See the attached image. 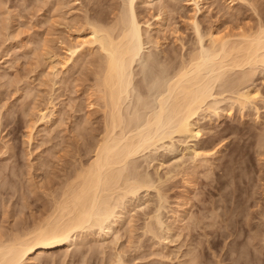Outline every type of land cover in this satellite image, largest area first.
<instances>
[{"label": "rangeland", "instance_id": "374dc122", "mask_svg": "<svg viewBox=\"0 0 264 264\" xmlns=\"http://www.w3.org/2000/svg\"><path fill=\"white\" fill-rule=\"evenodd\" d=\"M120 1L0 0V232H2L0 235L5 236L9 235L7 233L9 231L14 233L13 231L17 232L18 229L23 230L30 227L32 221L36 222V218L39 217L37 220H40L42 215L45 216V212L41 211H44L46 203L50 202V191L69 180L68 178L80 166L79 160L86 161L92 156L89 145L98 139L103 125V111H101L103 109L100 106L97 107L98 105L92 107L89 105L88 93L92 91L90 88L92 77H94L92 73L96 66L85 63L77 68L73 65V60H70L65 67L61 62L68 57H66L65 44L75 42V40L71 41L70 37L78 34L76 28L80 29L82 21L87 18L93 19V17L95 19V16L105 13L106 10L108 13L111 12L113 4L115 8L116 6L119 8L122 2ZM139 1H137V7L141 12L139 20L142 25L145 27L148 22L153 24L160 13L159 5L161 4L156 2L157 0L143 4ZM197 1L199 3L196 7L194 0H165V2L162 0L165 6L168 3V7L166 6L161 14L165 16L164 26H166L163 29L159 28L158 32L157 29L153 31V35L158 34L156 38L162 46L151 48L150 44H145V48L159 52L162 56H158L159 61L166 60V52L168 54L172 52L174 56L175 53L178 56L180 54V57L181 54H185L186 57L191 53L189 51L196 46L194 42L197 35L193 32L194 27L189 17L195 13L196 15L193 16L199 19L203 34L208 29L229 30L236 33L241 29L255 30V27L257 28L264 19V0ZM73 19L80 22L79 27V22H74ZM206 40L207 38L204 42ZM148 48L143 49V53L148 52ZM162 50L166 51L165 54ZM178 56H176V62L179 59ZM161 61L159 65L161 63L163 67L165 61ZM138 63L137 65L142 68L141 60ZM159 65L156 68L157 71L155 70L158 74L162 68ZM136 67V70L140 71L138 76L142 77L143 72L140 67ZM146 72L151 77L149 71L146 70ZM156 75L153 76V80L151 79L152 85L150 84L153 92L159 86L157 83H160ZM252 78L248 85L254 88V93L257 90L256 99L242 106L235 100V93L225 91L223 94H216L217 100L220 101L218 103L215 99L216 109L203 108L195 117L200 127L199 134L193 136L174 134L173 138H166L158 142L157 146H152L135 156L136 164H139L137 168L140 172L137 169L138 173L142 176L145 174L144 178L148 176L147 180L150 182L152 180L153 185L150 188H142L136 195L125 198L127 205L125 207L129 209L124 208L127 213L124 210L125 215H123L120 212L123 209L118 208L121 215H119L120 218L118 216L116 218L119 221L114 218L117 222L112 224L111 230L108 228L101 230L98 227L84 229L88 235L85 232L77 235L76 238L80 244H77L79 242H76V238L75 242L78 247L75 244H66L56 248V251L53 250L50 256L42 257V260L38 259L39 262L36 261L37 259H32L30 263L184 264L185 262L187 264L190 254L196 250L199 254V250L204 247L206 254L203 257L199 256V259L201 262H206L199 261V264L234 262V264H240V260L247 259V261L251 260L250 264H264V245L259 234L260 230L264 229V210H262L264 209V145L261 146L260 144H263L261 142L259 143L261 147L258 145V138H262L261 132L264 131V68L258 66ZM142 79L143 77L140 80ZM156 80L157 83H155ZM218 88L216 91H219ZM50 102L58 111L56 120L53 118V122L43 125L35 124L39 115L38 110L51 106ZM220 114L221 117H219ZM75 126L77 129L81 128L82 136ZM30 133H32L31 138ZM194 147L200 148V156L195 155ZM135 159L132 158L134 162ZM193 162L198 163V167L193 168ZM77 165L79 166L76 167ZM224 167L227 168L224 169ZM219 176L223 178L225 186L216 185ZM239 180H242V183ZM50 187L52 189L48 191ZM221 187L223 188L220 189ZM231 189L235 190L233 192L238 202L235 201L232 204L239 206V208L236 206L237 209L234 207L237 212L234 210L233 213L241 219L238 224H245V231H242V234L239 233L241 239H248L250 235L255 237V239L251 238V243L250 239L249 242L245 240L246 245L248 244L246 246L248 252L245 253L246 256L243 253L242 259L239 256L238 261L237 257L235 259L236 253L233 254L232 260L225 258L226 253H230L228 247H230L232 236L227 240L223 239L224 242L222 240L216 246L208 242V239L211 240L214 237L213 232L217 226L215 223L212 224L209 218L213 217L210 213L212 206L219 204L223 199L221 191L224 193ZM238 189L241 190L238 191ZM159 190L161 191L158 192ZM218 200L219 202L213 203ZM229 208H233L232 205L229 204V207L225 209L224 206H220V209L219 207L217 209L219 213H222ZM147 213L160 216L162 225L158 226L156 217L152 220L148 218ZM207 213L210 214L207 215ZM123 217L126 219L124 220ZM199 218L202 219L199 220ZM195 219L199 220L198 223ZM148 221L156 224V232H158L156 236L150 231L149 233L144 231ZM190 222L197 226H193ZM131 225H133L132 228H130ZM213 226L215 229L212 228ZM127 227L131 229L130 232ZM173 228L177 229L172 230ZM208 233L212 236L208 237ZM257 238L262 242L260 243ZM165 252L170 255H166ZM36 255L34 254V257ZM52 255L53 258H51Z\"/></svg>", "mask_w": 264, "mask_h": 264}, {"label": "bare ground", "instance_id": "6f19581e", "mask_svg": "<svg viewBox=\"0 0 264 264\" xmlns=\"http://www.w3.org/2000/svg\"><path fill=\"white\" fill-rule=\"evenodd\" d=\"M121 1L119 8L117 6L115 8L114 4L112 5L113 8L111 7V12H109L112 13V15H109L107 10L105 13H98L99 15L95 14L97 15L95 16V19L93 17V19L87 18L83 20L85 22L82 21V26L79 21H74L73 19L74 22H79L78 27L80 24V29L76 28L78 34L76 36L71 35L70 37L71 41L75 40V42H71L69 45L65 44L64 47L67 52L66 57H68L65 59V61L61 62L62 66L65 67L70 60H73V65L76 67H80L81 64L85 65V63L86 65L89 64V66L91 64L96 66L94 68L92 67L94 70V73H92L94 77H92V85L90 84L92 91L90 94L88 93V96H90L89 105H91L90 107L93 105H98L97 107L100 106L103 109L101 110L103 111V125L102 129L100 130V136L97 137L98 139L94 140V143H91L93 145H89V147H91L89 149L90 152H92V156L86 161H83V159L81 161L79 160L80 166L77 165L76 167L79 166L80 168L78 167L77 171L75 170L76 168L74 169L75 173H72V178L69 177V180H65L66 182L63 184L61 183V185L55 189H52L51 187L48 188V191H50V189L53 191L51 190L52 192L50 191L49 193L51 196L50 202L48 201V203H46L47 205H44L45 210L41 211L45 212V216L42 215L40 220H37L39 217L36 218V222L32 221L33 224L29 223L31 226L29 225L30 227H27L23 230L19 231L18 229L17 232L11 230L14 233H9V231L7 232L9 235H0V264H29L32 262V259H37L36 261L39 262L38 259L41 258L42 260V257L50 256L52 251L56 248H60L66 244H75L76 246V242L78 241L76 237H78L81 232L84 233V229L90 230L94 227H98L101 230H105V228L111 230L112 224L114 225V223L117 222L114 221V218L115 220H118L116 219L117 216L120 218L119 215L122 213L125 215V200L127 199V196L136 195L140 189L150 188L153 185V183H151L152 180L151 182L147 180L146 177L148 176H145L144 178L145 174L142 176V174L140 175V173H138L139 169L137 166L139 164H136L137 160L135 159L137 154L149 149L152 146L155 147L158 142H161L166 138H173L174 134L184 136H193L199 134L200 127L198 126L199 124L197 123L195 117L203 108H213L215 110L217 107V101L218 103L220 102L217 100L218 98H216L218 94H223L225 91L235 93V100L244 106L248 101L250 102L253 99H256L255 95H257L256 93L258 92L256 90V93H254V88H252V86L249 87L250 85H248V82L253 79L252 77L255 75L258 66H262L264 68V19L261 20L259 25H257V28L255 27V30L251 28L250 30L241 29L236 33L235 31L229 30L219 31L217 29H208V31H206L207 33L205 32L203 34L199 19H196V17L193 16L196 15L195 13L189 18H191L190 20L193 24V26H191L194 27L193 32L196 33L195 35H197V42H194L196 43V46L193 48V50L189 51L191 53L186 55V57L184 53V55L181 54L180 57V54L178 56L177 53H175L174 56L172 55V52L168 54L165 51L166 54H168L166 55L163 49L162 51L166 56V60H163L165 62L162 67L161 63L159 65L161 59L159 61L158 58L162 57L159 52H154L152 51L153 49H149L147 47L149 49L148 52L146 51V53H143V49L147 43L151 45V48L152 46L153 48L162 46V44H160L161 42L156 38L158 34L153 35V31L157 29L158 32L159 28L163 29L166 26H164L165 16H162L161 14L166 9L165 7L168 5V3L165 6V0L164 2H162V0H157L156 2L161 5H159L160 13L158 15L156 14V21L153 23L155 25L148 22L144 27V25H142L141 21L139 20V13L141 15V12H139L137 7V1L139 0ZM150 1L152 0H140L139 2L143 4L150 3ZM198 3L199 1L194 0L196 7L198 6ZM75 25H77V23H75ZM156 26H158V28ZM205 38H207V43L204 42ZM191 47H193V45ZM176 56H178L180 59H178L177 62L175 61L177 59ZM140 60L142 68L140 65H137ZM158 65L162 67L159 74L156 72ZM136 66H138V68L140 67V70L143 72L144 76L142 75V80H140L142 77L138 76L140 75V71L139 69V72L136 70ZM146 70L149 71L151 77H149ZM155 75L159 79L160 83H157L158 81L156 80L155 83L159 84V86L157 90H154L153 92L151 90L153 88L150 89V84L153 83L151 82V79ZM138 77L141 78L138 79ZM64 80L66 81V79ZM217 87H219V91H216ZM213 98L217 101L215 100L214 102ZM50 104L51 106H47L38 110L39 115L35 124L39 123L43 125L48 122H53V118H57L56 114L58 111L52 102H50ZM219 117H221V114ZM76 127L77 126H75V128ZM80 129L81 128L77 130ZM83 130L84 127L82 131ZM78 132L80 134L81 130ZM261 133L263 134L261 135L262 138L260 137L261 139L258 138V145L261 142L263 144L260 145L263 146L264 131ZM31 134L32 133H30L29 136ZM80 135L82 136L83 133ZM31 137L32 136H30V138ZM193 152L196 156L201 155L200 148L198 149L197 147H194ZM132 158L136 161L134 162ZM198 162L201 164L200 161ZM211 163L212 161L210 164ZM161 164L163 165L164 163L162 162ZM197 165L198 163L194 164L193 168ZM226 168L224 167V169ZM221 176L223 177V175ZM221 176H219L216 180L217 186L223 184L222 180L225 176L223 178ZM230 181L232 182L233 180L230 178ZM230 181L229 183H231ZM241 181L239 180V182ZM223 186L225 185L223 184ZM236 186L238 185L236 184ZM222 188L223 187L220 189ZM240 190L238 189V191ZM160 191L161 190L158 192ZM233 191L235 192V190ZM233 191L232 189L231 191H226L224 193L221 191L223 196V199L220 197L222 204L220 205V201L219 204L217 203L216 205L212 206V212L209 210L211 215H213V217H209L210 221L213 222L212 224L215 223L217 226L215 227L216 229L214 226L212 227L215 229L213 232L215 235L211 240L208 239V242L213 246H216L218 243L222 242L223 239L227 240L228 237L232 236L233 238L230 242V247H228L230 253L227 252L225 258L232 260L234 259L233 254L236 253L237 256H235V259L237 257L238 261L239 256L240 259H242V255L248 252L246 247L248 244L246 245V242H249L248 240L250 239L251 243V238L255 239V237H251L250 235V238L248 239H241L242 237L240 234H242V231H245V224H238L240 223L241 219H239V216H237L236 213H233V211L237 209V205H233L235 201L237 202V197L234 195ZM216 202H219V200L213 203ZM229 204L232 205L233 208H229V210H223L222 213L218 212L220 206H224L225 209V207H229ZM44 206H42L43 209ZM218 207L219 209H217ZM237 207L239 208V206ZM118 208L123 210L120 211ZM126 210L125 212L127 213ZM118 211H120L121 214H119L120 212ZM210 213H207V215ZM238 213H240V211ZM154 214H148V218L153 220V218L156 217L155 219L157 225H162L161 220H159L160 216L158 217ZM125 219L126 218H124V220ZM129 219L127 220L130 221ZM201 219L199 218V220ZM124 220L123 222H125ZM132 220L133 219H131V221ZM195 220H197L198 223L199 220ZM193 223L191 224L193 225ZM209 223L211 222H208L207 224ZM153 224L154 222L148 221L144 231L146 230L148 233L150 231L154 234V236H156L158 232H156V224ZM205 225L204 227L207 228ZM128 227L127 230L129 229L128 232H130V228H132L133 225H131L130 228ZM174 229L177 228H173L172 230ZM160 234L162 235V233ZM259 234L264 245V229H261ZM129 236H131V234H129ZM211 236L209 235L208 237ZM75 238L77 239L76 242ZM258 240L260 243L262 242L260 239ZM77 244L79 245L80 242ZM195 248H197V246H195ZM191 249H189V251ZM193 250L191 251L193 252ZM159 251L161 252V250ZM199 251V254L197 250L195 251L197 253L194 252L190 254V258L188 261H186L187 264H199L198 262H201L199 256H205V248L203 247ZM257 252L259 253V251ZM34 254L37 255L34 257ZM167 254L170 255V253H166V255ZM53 255L51 258L54 257ZM218 255L221 257L220 253ZM220 260L222 259L220 258ZM247 260L240 261L241 263L243 261L242 264H250L249 261L251 260Z\"/></svg>", "mask_w": 264, "mask_h": 264}]
</instances>
